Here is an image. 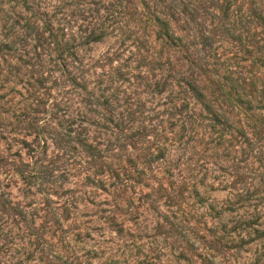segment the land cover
Listing matches in <instances>:
<instances>
[{"label": "rangeland", "instance_id": "rangeland-1", "mask_svg": "<svg viewBox=\"0 0 264 264\" xmlns=\"http://www.w3.org/2000/svg\"><path fill=\"white\" fill-rule=\"evenodd\" d=\"M0 264H264V0H0Z\"/></svg>", "mask_w": 264, "mask_h": 264}, {"label": "trees", "instance_id": "trees-1", "mask_svg": "<svg viewBox=\"0 0 264 264\" xmlns=\"http://www.w3.org/2000/svg\"><path fill=\"white\" fill-rule=\"evenodd\" d=\"M180 13H181L182 15L187 14V23L193 22V23L199 24V23L197 22V17L194 18L193 15L191 14V12L188 11L187 7H185V8L182 9V10H180ZM198 33H199V36L204 37V36H203L204 32H203L201 29H199ZM169 36H170V32H168V33L166 34V37H169Z\"/></svg>", "mask_w": 264, "mask_h": 264}]
</instances>
